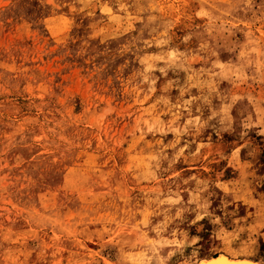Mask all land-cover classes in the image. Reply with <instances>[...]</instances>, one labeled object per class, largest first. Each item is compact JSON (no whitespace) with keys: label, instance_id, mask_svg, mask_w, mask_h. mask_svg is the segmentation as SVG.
<instances>
[{"label":"rangeland","instance_id":"rangeland-1","mask_svg":"<svg viewBox=\"0 0 264 264\" xmlns=\"http://www.w3.org/2000/svg\"><path fill=\"white\" fill-rule=\"evenodd\" d=\"M264 262V0H0V264Z\"/></svg>","mask_w":264,"mask_h":264},{"label":"bare ground","instance_id":"bare-ground-1","mask_svg":"<svg viewBox=\"0 0 264 264\" xmlns=\"http://www.w3.org/2000/svg\"><path fill=\"white\" fill-rule=\"evenodd\" d=\"M191 264H264V262L246 257H232L221 253L214 257L196 260Z\"/></svg>","mask_w":264,"mask_h":264},{"label":"trees","instance_id":"trees-1","mask_svg":"<svg viewBox=\"0 0 264 264\" xmlns=\"http://www.w3.org/2000/svg\"><path fill=\"white\" fill-rule=\"evenodd\" d=\"M217 255H218V253L214 254V256H217Z\"/></svg>","mask_w":264,"mask_h":264}]
</instances>
